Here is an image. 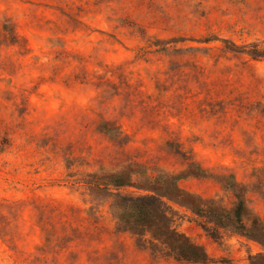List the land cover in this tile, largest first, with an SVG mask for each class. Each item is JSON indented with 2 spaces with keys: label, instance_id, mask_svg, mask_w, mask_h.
<instances>
[{
  "label": "rangeland",
  "instance_id": "374dc122",
  "mask_svg": "<svg viewBox=\"0 0 264 264\" xmlns=\"http://www.w3.org/2000/svg\"><path fill=\"white\" fill-rule=\"evenodd\" d=\"M0 264H264V0H0Z\"/></svg>",
  "mask_w": 264,
  "mask_h": 264
},
{
  "label": "trees",
  "instance_id": "16d2710c",
  "mask_svg": "<svg viewBox=\"0 0 264 264\" xmlns=\"http://www.w3.org/2000/svg\"><path fill=\"white\" fill-rule=\"evenodd\" d=\"M125 178L120 176L115 178V182L112 184L116 187H122L126 184ZM159 181L154 180L152 184H157ZM162 184L165 183L164 180H160ZM120 204L121 219L125 224L130 226H137L143 233L144 229H150L152 224L158 225L160 229V234L166 236L169 234V222L170 218L166 214L165 203L162 201L160 196L150 195V196H140L135 198H122ZM193 212L201 218L207 219V221L212 222L215 226L220 228L231 227L237 232L248 235L252 238H259L260 231L254 229L247 231V228L243 222V203L240 202L233 213L221 214L212 209H204L201 207H196L192 209ZM175 232H172L174 234ZM159 234V235H160ZM171 234V235H172ZM176 234V233H175ZM169 238L170 247L177 252L179 260L194 261L198 262L205 257L203 251L191 245L189 242L181 241L180 238L175 239L176 235ZM179 236V235H177ZM183 239V237H181Z\"/></svg>",
  "mask_w": 264,
  "mask_h": 264
}]
</instances>
